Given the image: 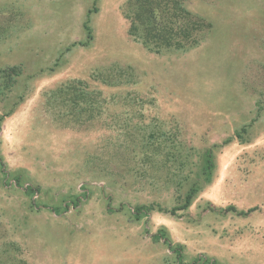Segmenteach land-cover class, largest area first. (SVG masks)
<instances>
[{
  "label": "rangeland",
  "instance_id": "1",
  "mask_svg": "<svg viewBox=\"0 0 264 264\" xmlns=\"http://www.w3.org/2000/svg\"><path fill=\"white\" fill-rule=\"evenodd\" d=\"M127 1L0 0V264H264V0H185L210 29L160 50ZM78 78L110 101L84 124Z\"/></svg>",
  "mask_w": 264,
  "mask_h": 264
},
{
  "label": "trees",
  "instance_id": "2",
  "mask_svg": "<svg viewBox=\"0 0 264 264\" xmlns=\"http://www.w3.org/2000/svg\"><path fill=\"white\" fill-rule=\"evenodd\" d=\"M184 1L185 0H128L125 5L126 12L124 13L128 22V34L132 36V39L139 41L143 47L150 50H160L161 48L180 49L196 46L210 29V23L204 22L200 17H194L184 7ZM84 27L89 29L87 23L84 24ZM19 72L20 68L17 65L7 66L0 70L1 77L6 79L5 85L7 84V86L13 82L14 76L18 75ZM92 75H94V73ZM110 75L109 72L105 73L104 76H102V80H107ZM52 94H56V96L59 95L58 97H60V95L64 96L65 94L72 107L76 109L73 110L74 121L83 124L86 121L88 122L91 118V116L88 115L89 118H86V116L82 114L83 112L90 113L91 115L97 107H102V110H105L106 106L110 104V101H107L108 98L102 96L100 90L90 88L87 81L79 78L69 79L67 82L60 83L53 89ZM100 96L101 100H96ZM100 101L102 103L101 106L99 103ZM96 102H98V104L93 106L92 104ZM107 117L111 118L104 120V126L108 127L111 125V130H114L112 124H109L110 122L106 123V121H112V116L107 114L104 119ZM123 121L126 123L128 119ZM141 127L143 134L139 135V138H137L138 134L134 133V130H130L125 124L122 128V132H120L122 138L120 144L126 148L128 143H134L137 138V144L140 142L141 146L140 153L145 155L147 147L154 146L153 139L157 141L161 136L166 135L162 131L159 132L153 129L147 130L144 128V125ZM134 134H136L135 137ZM110 137V135L106 136V139H111L106 143H112L113 138ZM165 142L166 141L161 138V142L159 143ZM205 156L208 158L209 152L206 153ZM35 191L36 190L29 185L26 186L24 190L26 194ZM191 197L192 194L190 193L186 195L183 204L184 207L189 204ZM137 209L142 210V207H138ZM138 213H140V211ZM153 236L154 238H162L156 234Z\"/></svg>",
  "mask_w": 264,
  "mask_h": 264
}]
</instances>
